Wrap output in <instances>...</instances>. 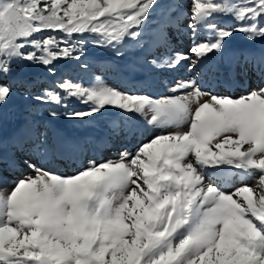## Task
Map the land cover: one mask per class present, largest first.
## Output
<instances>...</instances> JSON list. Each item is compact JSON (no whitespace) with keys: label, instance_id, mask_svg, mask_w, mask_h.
I'll return each instance as SVG.
<instances>
[{"label":"snow or ice","instance_id":"snow-or-ice-1","mask_svg":"<svg viewBox=\"0 0 264 264\" xmlns=\"http://www.w3.org/2000/svg\"><path fill=\"white\" fill-rule=\"evenodd\" d=\"M223 18L231 23L221 26ZM236 33L264 41V0H0V176L35 172L0 194V264H264V52L236 58L261 80L239 97L206 92L195 78ZM173 34L188 38L187 54ZM90 44L118 60L141 53L105 62L125 80L141 66L186 64L192 76L159 99L121 90L91 72ZM68 62L87 82L61 70ZM14 85L33 117L43 108L51 121L88 123L112 111L126 137L145 128L152 136L118 160L58 175L37 163L79 157L51 151L35 119L3 137ZM72 102L85 107L69 110Z\"/></svg>","mask_w":264,"mask_h":264},{"label":"rangeland","instance_id":"rangeland-1","mask_svg":"<svg viewBox=\"0 0 264 264\" xmlns=\"http://www.w3.org/2000/svg\"><path fill=\"white\" fill-rule=\"evenodd\" d=\"M164 6V5H162ZM157 13L149 17L148 24L145 26L146 32H150L156 25ZM221 26L231 23L230 18L218 20ZM187 21L184 22L186 27ZM170 34L171 30H170ZM173 44L176 51L187 54L190 47V41L187 37L180 40L175 39L173 34ZM264 52V41L251 43L244 39L242 35L236 33L225 45L224 56L214 57L209 62L200 75L195 78L206 92L215 95L230 96L233 98L246 94L248 91L255 90L261 80L251 66L241 67L236 59L241 53H249L253 56H259ZM141 55L138 51L128 50L123 59L118 60L111 52L104 51L101 48L93 47L91 44L87 47L84 59L88 60L91 65V72L101 74L103 71L106 83L118 86L121 90L138 89L141 93L152 95L154 98L171 95L169 89L175 86L177 80L189 79L192 74L187 71V65L182 64L176 69L152 70L141 66L135 79H122L119 74L108 67L105 62H115L123 65L134 57ZM242 59V57H241ZM63 72L72 76L73 79L83 78L87 82L88 76L84 73L76 74L75 62L61 63L59 65ZM213 67L219 71L211 70ZM15 75V74H14ZM33 77H43L42 72H35ZM13 95L20 101L18 106H5L2 134L5 141L15 137L24 127L29 119H35L39 125V131H47V147L53 152H60L66 156L76 155V160L61 159L56 157L52 162H38L37 166L43 165L45 170L55 172L58 175H74L77 171L87 167L90 161L96 164L108 160H118L121 151L134 152L135 148L146 143L152 136V132L147 128L143 133L135 137L128 138L123 132L126 124L122 117L114 112H106L103 116H97L95 120L88 123L69 120L65 128L55 129L50 118L44 115L43 108L35 109V116H31L32 109L29 108V101L21 96L13 86ZM85 106L72 102L69 104V110H80ZM63 112L64 109H58ZM58 120V119H57ZM118 124L121 128L120 134L116 135L113 130V124ZM43 139V137H42ZM109 140L110 146L103 148L98 147L103 140ZM9 149L6 148L5 152ZM35 172L25 166H22L15 172H10L5 168L0 176V194H7L14 186L15 182L23 179L25 176H34ZM250 183V181H249ZM228 190V189H226Z\"/></svg>","mask_w":264,"mask_h":264},{"label":"water","instance_id":"water-1","mask_svg":"<svg viewBox=\"0 0 264 264\" xmlns=\"http://www.w3.org/2000/svg\"><path fill=\"white\" fill-rule=\"evenodd\" d=\"M20 104H21L20 101L14 95H12V97L9 100L7 106L14 107V106H18ZM69 122H70L69 120H66V119H63V118H59L58 120H56L53 123V126L55 127V129L59 130V129L65 128L66 124L69 123Z\"/></svg>","mask_w":264,"mask_h":264},{"label":"trees","instance_id":"trees-1","mask_svg":"<svg viewBox=\"0 0 264 264\" xmlns=\"http://www.w3.org/2000/svg\"><path fill=\"white\" fill-rule=\"evenodd\" d=\"M43 86H46V85L41 84L39 87H43ZM14 88L17 89L18 91H21L22 92V89L19 88V87H17V86H15V85H14ZM37 90L38 89H34V91H37Z\"/></svg>","mask_w":264,"mask_h":264}]
</instances>
